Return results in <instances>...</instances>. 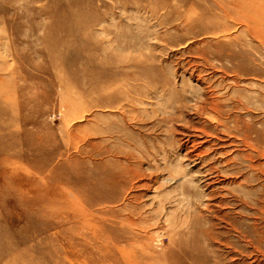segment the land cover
I'll return each instance as SVG.
<instances>
[{
	"label": "rangeland",
	"instance_id": "1",
	"mask_svg": "<svg viewBox=\"0 0 264 264\" xmlns=\"http://www.w3.org/2000/svg\"><path fill=\"white\" fill-rule=\"evenodd\" d=\"M215 1L0 0V264H264V0Z\"/></svg>",
	"mask_w": 264,
	"mask_h": 264
},
{
	"label": "bare ground",
	"instance_id": "2",
	"mask_svg": "<svg viewBox=\"0 0 264 264\" xmlns=\"http://www.w3.org/2000/svg\"><path fill=\"white\" fill-rule=\"evenodd\" d=\"M214 1H215V0H214ZM215 3L218 4L219 2L215 1ZM213 5H214V4H213ZM214 6H216V5H214ZM263 192H264V191H263Z\"/></svg>",
	"mask_w": 264,
	"mask_h": 264
}]
</instances>
